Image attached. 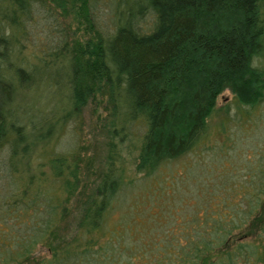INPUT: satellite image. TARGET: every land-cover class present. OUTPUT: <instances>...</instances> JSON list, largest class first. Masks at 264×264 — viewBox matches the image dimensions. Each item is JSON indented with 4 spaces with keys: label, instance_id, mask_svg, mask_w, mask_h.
Returning <instances> with one entry per match:
<instances>
[{
    "label": "trees",
    "instance_id": "trees-1",
    "mask_svg": "<svg viewBox=\"0 0 264 264\" xmlns=\"http://www.w3.org/2000/svg\"><path fill=\"white\" fill-rule=\"evenodd\" d=\"M136 1L114 0L115 10L126 16L141 3ZM251 1L161 0L155 7L152 35L138 40L127 20L103 37L93 28L88 0H0V149H6L13 182L2 200L6 205L0 204V264H45L34 255L37 243L52 257L59 251L96 252L124 231L138 243L130 247V264H177L170 262V256L163 261L156 257L158 249L152 251L151 244L154 234L145 232L161 220L158 213L173 216L163 192H155L143 205L141 199L131 203L122 220L124 229L117 230L103 222L105 189L127 179L128 163L135 171L151 168L200 146L221 157L228 118L226 110L214 109L213 102L224 87L232 93L239 130L256 124L264 110V70L248 72L244 66L264 39V18H254ZM43 29L55 36L35 43ZM63 63L64 104L49 103L41 109L30 103L24 109L35 115L26 116L13 102L17 93L38 89L41 68ZM120 76L125 80L121 82ZM101 95L107 139L98 180L93 183L87 172L83 173L86 179L78 177L81 161L75 143L61 149H55V144L66 121L78 119L87 101ZM244 164L241 173L248 184L230 181L226 188L245 195L249 217L233 220L227 239L203 253L198 264H204L208 255L228 256L229 246L253 240L264 228V149ZM83 166L88 168L86 162ZM222 193L218 218L225 216L222 207L232 197ZM216 198L203 197L209 209L204 213L211 215ZM28 202L50 209L39 225L27 221ZM16 204H21L24 215L17 213ZM138 205L144 207L137 210Z\"/></svg>",
    "mask_w": 264,
    "mask_h": 264
},
{
    "label": "rangeland",
    "instance_id": "rangeland-1",
    "mask_svg": "<svg viewBox=\"0 0 264 264\" xmlns=\"http://www.w3.org/2000/svg\"><path fill=\"white\" fill-rule=\"evenodd\" d=\"M137 2L141 3L124 16L123 14L119 15L115 10L114 0H88L87 9L93 28L104 37L111 35L117 25L127 20L135 39L150 37L157 21L155 7L161 0L145 2L137 0ZM251 7L254 11V18H264V0H252ZM52 36L55 35L50 30H40L36 34L35 43L38 41L40 44L46 43L48 38ZM27 45L29 46V43ZM65 68V63L55 67L41 68L43 79L35 86L38 89L19 91L13 102L15 101L14 103L21 106L22 109H24V105L30 103L39 104L41 109L49 103L62 106L64 104L62 82L64 81ZM244 68L248 72L264 70V39L260 41L258 48L248 56ZM120 79L121 82L125 80L124 76H120ZM231 96V91L224 87L215 95L213 102L214 109L226 110L228 118L227 134L225 135L226 147L223 152L225 157L223 154L221 157L214 154L211 151L213 149L209 150L205 146H200L197 151H187L180 155L165 158L157 166L151 168L135 171L132 165L128 163L129 176L127 179L117 182L113 185L114 187L105 189L101 211L104 225L123 230L125 221L122 220L125 219L128 206L140 199L143 205L146 203L145 200L151 201L156 196L154 193L161 190L163 192L161 197H164L171 204L173 216L167 215L163 211L158 213L161 220L156 224L151 223L145 231L148 234H154L151 243L154 245L152 251L158 249L159 255L156 257H159L161 261H163V257L168 259L170 256V262L176 260L177 264L180 262L198 264L203 253H209L227 239L231 228L234 226L233 220L242 219L243 216L247 217L249 211L246 206L245 195L241 192L228 191L226 186L230 181H234L240 186H246L248 182L245 183L243 180L245 178L241 173L242 166H245L244 163L247 159L252 158L253 153H258L264 149V110L257 117L256 124L250 125L247 130L240 131L232 109ZM31 113L26 111L25 114L34 117L35 114ZM106 115L104 95L96 96L95 99L88 100L85 106L80 109L78 119H68L63 130H60L58 134L59 141H57L58 144H55V149L66 148L71 146V142L75 143L81 161L78 172V177L81 180L86 179L83 175L86 172L89 173L87 177L89 182L96 183L98 180L99 169L101 170V162L106 150L107 136L104 129L107 120ZM210 119H215V116L210 117ZM136 128L135 125L132 130ZM133 153L134 151L131 150V154ZM84 158H88V160L84 161ZM36 160L33 159L32 162L35 163ZM220 161H223L222 167L217 166ZM84 162L88 165L87 169L83 166ZM93 174L94 176H92ZM12 185L7 164V152L5 148H2L0 149V204L6 205L2 200L5 192L10 190ZM166 185L168 186L166 187ZM221 192H223L222 196L227 197V199L229 198L227 193L232 197L229 198L231 200L228 201V204L222 207L225 216L218 218L215 214L219 212L217 209L221 208L219 198ZM205 196L217 197L212 201L216 209H212L211 215L208 214L209 212L204 213V211L209 210L208 205L207 207L204 206L207 204L203 200ZM182 200L184 201L182 202ZM156 201L158 207L160 198H157ZM31 203L28 202L30 210L27 211L30 214L27 221L35 220L36 225H39L41 219L48 217V210L50 209L45 205L35 208L34 204ZM142 205H138L136 209L140 210L138 208L144 207ZM193 206L199 210L193 211ZM145 210L149 212L148 209ZM16 211L23 213L21 204H16ZM151 211L154 212L155 208L152 207ZM136 215L139 216V214ZM196 217H198L197 220ZM139 219L142 220V218ZM35 222L32 224L34 225ZM236 231L235 228L231 233ZM257 234L258 236L253 238L255 243H251L253 240L246 239L232 245L230 243V249L227 250L230 252L228 256L223 254V257L217 259L214 258V255H208V260L204 264H264V228ZM112 239L108 246L96 252L59 251L54 257H52L51 251L37 243L34 255L36 258L44 259L45 264H60L61 259L64 260V264H130V247L138 245L136 240L128 236L126 231L121 233L120 237ZM219 254V256L222 255ZM179 257L180 262L178 261ZM165 262L168 263V261Z\"/></svg>",
    "mask_w": 264,
    "mask_h": 264
}]
</instances>
